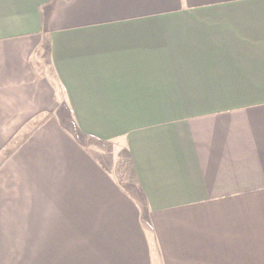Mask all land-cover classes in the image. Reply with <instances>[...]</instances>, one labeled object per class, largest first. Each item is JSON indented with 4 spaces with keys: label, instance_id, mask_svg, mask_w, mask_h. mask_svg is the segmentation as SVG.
I'll return each instance as SVG.
<instances>
[{
    "label": "crops",
    "instance_id": "1",
    "mask_svg": "<svg viewBox=\"0 0 264 264\" xmlns=\"http://www.w3.org/2000/svg\"><path fill=\"white\" fill-rule=\"evenodd\" d=\"M21 134L0 264H264V0H0V153Z\"/></svg>",
    "mask_w": 264,
    "mask_h": 264
},
{
    "label": "rangeland",
    "instance_id": "2",
    "mask_svg": "<svg viewBox=\"0 0 264 264\" xmlns=\"http://www.w3.org/2000/svg\"><path fill=\"white\" fill-rule=\"evenodd\" d=\"M62 121H70L71 120H62ZM24 137V134L20 136H16V138L10 144V148L14 146V144L21 140ZM77 138L88 148L91 153L96 156L99 160L104 162H109L112 166L114 173L122 182L125 183L123 186L128 191H133L135 189L133 183L129 178L130 164L125 157L124 151L117 144H104L96 141H88L83 136L77 135ZM5 151L0 153L1 157H4ZM120 165H124L120 168ZM127 177V180H126Z\"/></svg>",
    "mask_w": 264,
    "mask_h": 264
},
{
    "label": "trees",
    "instance_id": "3",
    "mask_svg": "<svg viewBox=\"0 0 264 264\" xmlns=\"http://www.w3.org/2000/svg\"><path fill=\"white\" fill-rule=\"evenodd\" d=\"M46 119H38L37 122H36V125L37 127H39L44 121H46ZM31 137V134H26L24 135V137L21 139V140H18L14 146L8 150L5 151V154H4V157H1L0 156V166L2 165V163H4V161H6L14 152L15 150L22 144H24L29 138ZM124 166V165H123ZM122 165H120V168L123 167ZM126 180H127V177H126ZM118 181L120 183V185L123 187L125 185L124 182H122L120 180V178H118Z\"/></svg>",
    "mask_w": 264,
    "mask_h": 264
}]
</instances>
